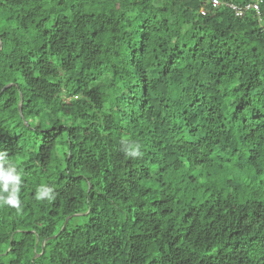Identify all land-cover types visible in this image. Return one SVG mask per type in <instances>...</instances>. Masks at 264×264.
Wrapping results in <instances>:
<instances>
[{"label": "trees", "instance_id": "obj_1", "mask_svg": "<svg viewBox=\"0 0 264 264\" xmlns=\"http://www.w3.org/2000/svg\"><path fill=\"white\" fill-rule=\"evenodd\" d=\"M210 1L0 0V264H264V0Z\"/></svg>", "mask_w": 264, "mask_h": 264}, {"label": "clouds", "instance_id": "obj_2", "mask_svg": "<svg viewBox=\"0 0 264 264\" xmlns=\"http://www.w3.org/2000/svg\"><path fill=\"white\" fill-rule=\"evenodd\" d=\"M122 151L129 157H137L140 155V146L127 143ZM22 187L23 179L16 165L10 160L7 151H0V207L8 206L19 210L21 208ZM56 195L53 186L41 183L37 187L35 198L40 201H53Z\"/></svg>", "mask_w": 264, "mask_h": 264}, {"label": "built area", "instance_id": "obj_3", "mask_svg": "<svg viewBox=\"0 0 264 264\" xmlns=\"http://www.w3.org/2000/svg\"><path fill=\"white\" fill-rule=\"evenodd\" d=\"M260 3V1L253 3L251 5H246L244 7L238 8L235 7L233 5H228L229 9L232 10L235 13V16L237 17H241L245 12L247 11H253L255 13L256 16L259 17V7L258 4ZM220 5V2L217 0H211L210 1V6L212 9H216L218 8V6ZM201 15H204V12H201Z\"/></svg>", "mask_w": 264, "mask_h": 264}, {"label": "water", "instance_id": "obj_4", "mask_svg": "<svg viewBox=\"0 0 264 264\" xmlns=\"http://www.w3.org/2000/svg\"><path fill=\"white\" fill-rule=\"evenodd\" d=\"M68 219H69V218H67V219L64 221V224H63V226H62V228H61V231H62V230H63V228L65 227V225H66V223H67ZM42 245H43V244H42Z\"/></svg>", "mask_w": 264, "mask_h": 264}]
</instances>
